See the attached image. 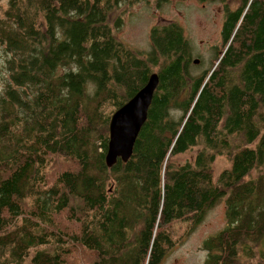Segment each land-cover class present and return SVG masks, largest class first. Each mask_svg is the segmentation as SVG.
<instances>
[{
    "label": "trees",
    "instance_id": "16d2710c",
    "mask_svg": "<svg viewBox=\"0 0 264 264\" xmlns=\"http://www.w3.org/2000/svg\"><path fill=\"white\" fill-rule=\"evenodd\" d=\"M144 1L0 12V264H161L172 225L192 232L222 200L227 225L203 242L204 264H264V0L225 1L223 47L196 73L176 21L152 29L145 53L116 37L120 7ZM153 72L133 154L108 167L111 117ZM222 155L231 166L216 178Z\"/></svg>",
    "mask_w": 264,
    "mask_h": 264
},
{
    "label": "rangeland",
    "instance_id": "374dc122",
    "mask_svg": "<svg viewBox=\"0 0 264 264\" xmlns=\"http://www.w3.org/2000/svg\"><path fill=\"white\" fill-rule=\"evenodd\" d=\"M225 1L236 5L240 0H208L206 2L168 0L161 2L160 5L156 0H146L132 6L123 5L120 7L119 14L126 12L124 24L115 31V35L129 48L145 53L152 48V29L159 24L176 21L183 27L186 38L192 45V59H200L199 63L191 64L190 69L195 73L206 70L214 57L215 47L218 46L219 49L223 47L221 31L224 22ZM6 4L7 0H0V12L3 11ZM113 16L115 17V15ZM6 58L7 54L0 46V89L7 77ZM176 114L179 112L177 111ZM196 151L197 149L190 150L185 154L175 156L173 161L177 167L184 165L187 160L194 158ZM230 166L231 162L227 156H218L214 163L215 177L217 178L221 171ZM258 172L259 170L255 171L254 175ZM113 187V184L108 187L110 192ZM226 225L224 200L209 209L203 221L196 225L192 232L188 223H174L170 229L174 244L163 257L161 264H204L207 252L203 247V242L225 228ZM133 230H139V228ZM182 234L183 237H180Z\"/></svg>",
    "mask_w": 264,
    "mask_h": 264
},
{
    "label": "water",
    "instance_id": "95a60500",
    "mask_svg": "<svg viewBox=\"0 0 264 264\" xmlns=\"http://www.w3.org/2000/svg\"><path fill=\"white\" fill-rule=\"evenodd\" d=\"M200 59H194L199 63ZM160 81L159 73L153 72L148 82L130 100L112 115L109 130L106 163L115 165L119 159L127 162L133 154L140 131L148 118L149 108Z\"/></svg>",
    "mask_w": 264,
    "mask_h": 264
}]
</instances>
